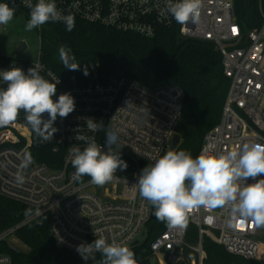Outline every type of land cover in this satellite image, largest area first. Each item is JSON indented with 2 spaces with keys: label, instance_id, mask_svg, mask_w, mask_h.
Listing matches in <instances>:
<instances>
[{
  "label": "built area",
  "instance_id": "1",
  "mask_svg": "<svg viewBox=\"0 0 264 264\" xmlns=\"http://www.w3.org/2000/svg\"><path fill=\"white\" fill-rule=\"evenodd\" d=\"M17 1L30 17L25 0ZM55 3L62 15L71 14L75 22L97 23L144 37L176 24L182 38L212 42L221 55L229 85L220 119L203 135L199 154L219 155L246 142L264 144V11L260 10L258 26L243 30L234 14L233 0H202L199 22L186 26L177 24L168 14L167 0ZM32 66L49 81H59L54 99L70 93L76 106L66 118H57L53 125L57 131L48 141L36 135L23 111L15 122L0 127V195L33 210L32 215L0 229V245L15 236L19 228L46 214L47 234L58 248L79 254L78 245L100 237L109 243L133 246L136 239L141 241L151 213V204L139 196L135 185L141 174L140 164L153 163L169 149L181 114L182 89L176 84L146 87L123 74L105 77L92 62L76 72L56 73L41 60V51L34 62L23 61L14 53H0V71L19 67L27 73ZM6 86L0 81V87ZM87 118L102 122L103 127L90 131ZM108 131L117 132L112 151L128 158L131 170L117 171L111 182L97 186L90 177L75 176L69 150H83L86 141L80 137H86L94 138L101 150L107 151ZM29 156L31 162L24 167ZM18 177H23V182ZM254 182L251 178L247 181ZM36 209L41 215L34 214ZM189 224L197 231L194 243L186 240ZM203 237L232 255L264 262V226L250 219L233 221L226 207L192 209L186 226L166 227L151 241L149 250L158 264H202ZM0 264L17 263L0 250Z\"/></svg>",
  "mask_w": 264,
  "mask_h": 264
},
{
  "label": "clouds",
  "instance_id": "2",
  "mask_svg": "<svg viewBox=\"0 0 264 264\" xmlns=\"http://www.w3.org/2000/svg\"><path fill=\"white\" fill-rule=\"evenodd\" d=\"M30 9V17L25 25L32 31L48 22L63 21L71 31L75 18L62 15L55 0H25ZM202 0H167V12L175 22L186 26L189 22H199ZM16 8L0 0V25L13 21ZM59 57L64 67L79 70L71 49L61 46ZM85 75L87 71L85 70ZM0 127L15 122L21 111L25 120L42 141L53 138L57 131L53 125L58 117L66 118L75 110V100L70 93L57 94V84L40 74L38 67L32 66L27 73L19 67L0 71ZM47 114L48 118H44ZM90 131H98L102 122L86 119ZM86 141L81 150H69L70 163L78 178L88 176L91 183L104 186L111 182L117 170H125L128 165L120 152H113L111 145L118 141V134L108 131L105 136L107 151H102L94 138L80 137ZM31 162L26 157L23 166ZM264 144L246 142L225 153L215 155L202 152L196 157L186 150H168L145 166L135 184L139 196L154 207L155 217L165 222L168 228L184 227L187 214L194 208H227L231 220L250 219L258 226H264ZM249 178L254 183H247ZM23 182V177H18ZM27 209L25 215H32ZM36 216L41 215L39 209ZM77 252L85 261L95 260L96 253L101 255L97 264H137L135 253L128 246L105 238H96L91 243L77 246Z\"/></svg>",
  "mask_w": 264,
  "mask_h": 264
},
{
  "label": "trees",
  "instance_id": "3",
  "mask_svg": "<svg viewBox=\"0 0 264 264\" xmlns=\"http://www.w3.org/2000/svg\"><path fill=\"white\" fill-rule=\"evenodd\" d=\"M4 2L16 8L15 14L23 12L17 0ZM233 8L240 26L248 30L261 23L260 10L264 11V0H233ZM42 26L41 60L56 73L76 72L92 62L105 77L123 74L146 87L178 85L183 91V100L176 126L179 142L173 150H186L193 157L199 155L203 135L220 119L229 85L223 73L221 55L212 42L182 38L176 24L169 28L160 27L151 37L84 21L75 22L71 31L58 22L50 21ZM61 46L71 49L75 62L80 63L79 70L64 67L59 57ZM121 158L128 167L117 171L130 172L131 162L122 154ZM148 164L141 163L140 172ZM27 209L31 208L0 195V229L19 222L27 216ZM47 227L48 215L39 216L16 231L27 245V251L15 253L4 244L0 245V250L9 254L17 264H97L101 259L97 253L94 261H85L80 254L56 247L47 234ZM166 227L165 222L155 217L151 205L145 237L129 247L135 253L137 264H158L149 246ZM196 238V228L189 224L186 240L194 243ZM202 250L205 254L202 264H264L232 255L208 237H203Z\"/></svg>",
  "mask_w": 264,
  "mask_h": 264
},
{
  "label": "rangeland",
  "instance_id": "4",
  "mask_svg": "<svg viewBox=\"0 0 264 264\" xmlns=\"http://www.w3.org/2000/svg\"><path fill=\"white\" fill-rule=\"evenodd\" d=\"M29 17L24 13L20 12L14 15V19L8 25H1L0 27V53L3 55H10L20 45L22 41L26 43V47L21 50L14 52L15 57L27 61L34 62L38 59L39 51H41L42 45V31L43 26L33 29L32 31H26L25 25ZM145 237L143 233L142 239ZM140 241V242H141ZM7 248L15 253L19 251L24 252L28 250L26 244L15 234L8 239L4 244ZM158 263V262H157Z\"/></svg>",
  "mask_w": 264,
  "mask_h": 264
},
{
  "label": "water",
  "instance_id": "5",
  "mask_svg": "<svg viewBox=\"0 0 264 264\" xmlns=\"http://www.w3.org/2000/svg\"><path fill=\"white\" fill-rule=\"evenodd\" d=\"M26 47V43L24 41H22L20 43V45L14 50V52H17V51H21L23 50L24 48ZM13 52V53H14ZM179 142V135L178 134H175L173 137H172V140H171V144H170V147H169V150H173L175 148V146L178 144ZM140 239H136V241L133 243V245H136L137 243H139Z\"/></svg>",
  "mask_w": 264,
  "mask_h": 264
},
{
  "label": "bare ground",
  "instance_id": "6",
  "mask_svg": "<svg viewBox=\"0 0 264 264\" xmlns=\"http://www.w3.org/2000/svg\"><path fill=\"white\" fill-rule=\"evenodd\" d=\"M160 260H161V256H159Z\"/></svg>",
  "mask_w": 264,
  "mask_h": 264
}]
</instances>
